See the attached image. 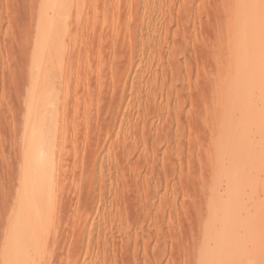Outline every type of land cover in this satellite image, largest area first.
<instances>
[{
	"label": "rangeland",
	"instance_id": "rangeland-1",
	"mask_svg": "<svg viewBox=\"0 0 264 264\" xmlns=\"http://www.w3.org/2000/svg\"><path fill=\"white\" fill-rule=\"evenodd\" d=\"M0 264H264V0H0Z\"/></svg>",
	"mask_w": 264,
	"mask_h": 264
},
{
	"label": "bare ground",
	"instance_id": "bare-ground-1",
	"mask_svg": "<svg viewBox=\"0 0 264 264\" xmlns=\"http://www.w3.org/2000/svg\"><path fill=\"white\" fill-rule=\"evenodd\" d=\"M255 3H256V2H255ZM258 3H259V1H258ZM259 5H260V4H259ZM249 17H250V16H249ZM253 20H254V19H253ZM239 58H240V57H239ZM56 66H57V65H56ZM57 67H58V66H57ZM236 74H238V72H237ZM242 74H243V73H242ZM234 76H235V75H234ZM236 76L239 78V74L236 75ZM244 79H245V78H244ZM237 80L240 82L239 79H237ZM239 82H238V83H239ZM243 82H244V81H243ZM244 84H245V83H244ZM240 87H241V85H240ZM242 87H243V86H242ZM236 88H238V87H236ZM228 90H229V89H228ZM246 96H247V95H246ZM247 97H248V96H247ZM247 97H246V99H247V101H248V98H247ZM247 104H248V103H247ZM248 114H249V113H248ZM250 118H251V117H250ZM246 120H247V119H246ZM234 152H235V151H234ZM26 201H27V200H26ZM30 202H31V201H30ZM25 203H26V202H25ZM35 205H36V204H35ZM245 205H246V204H245ZM248 205H249V204H248ZM27 207H28V206H27ZM38 207H39V206H38ZM28 209H30V208H28ZM28 209H27V211H28ZM32 210H33V209H32ZM38 210H39V209H37V211H38ZM30 211H31V210H30ZM246 211H247V210H246ZM28 212H29V211H28ZM28 212H27V213H28ZM39 215H40V214H39ZM39 220H40V219H39ZM28 221H29V224L31 223V225L36 223V220H35V219H29ZM23 223H26V225H28V224H27V223H28L27 221H26V222H23ZM20 225H21V224H20ZM24 226H25V225H24ZM28 226H29V225H28ZM41 226H42V225H41ZM36 227H37V226H36ZM19 228H20V226H19ZM19 228H18V229H19ZM21 228H23V227L21 226ZM26 228H27V226H26ZM26 228H24V229L26 230ZM27 229H28V228H27ZM43 229H44V228H43ZM16 230H17V229H16ZM17 231H20V230H17ZM28 231H30V230L28 229ZM15 232H16V231H15ZM24 232L27 233V230H26V231L23 230V234H24ZM18 233H19V232H18ZM26 233H25V234H26ZM15 234H17V233H15ZM20 234H21V235H20ZM20 234H19V237H20V238L24 237V235L22 234L21 231H20ZM33 234H34V233H33ZM30 235H31V234H30ZM16 236H17V235H16ZM37 236H38V235H37ZM17 237H18V236H17ZM27 237H28V236L26 235V238H27ZM22 239H23V238H22ZM22 239H21V240H22ZM19 240H20V239H19ZM24 240H25V239H23V242H22V245H24V252H22V254H21V258H23L22 260H26V257H27V254H28V250L25 249V248H27V246H25V242H24ZM31 240H34V239H31ZM35 240H37V237H36ZM39 240H40V239H39ZM29 241H30V240H29ZM32 242H34V243H32V244H34V245L36 246L35 241H32ZM36 242H37V241H36ZM19 243H20V242H19ZM23 243H24V244H23ZM28 244H29V243H28ZM38 244H39V243H38ZM38 244H37V249H39V248H38V246H39ZM19 246H21V245H19ZM28 246H29V245H28ZM20 248H21V247H20ZM22 249H23V247H22ZM25 250H26V251H25ZM34 250L36 251L35 247H34ZM37 251H41V250L39 249V250H37ZM37 251H36V252H37ZM25 252H27V253H25ZM24 254H26L25 257H24ZM20 261H21V260H20Z\"/></svg>",
	"mask_w": 264,
	"mask_h": 264
}]
</instances>
